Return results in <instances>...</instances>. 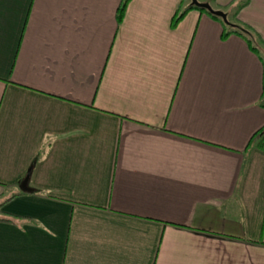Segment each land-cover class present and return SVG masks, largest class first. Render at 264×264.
<instances>
[{
  "label": "crops",
  "instance_id": "0c3cea01",
  "mask_svg": "<svg viewBox=\"0 0 264 264\" xmlns=\"http://www.w3.org/2000/svg\"><path fill=\"white\" fill-rule=\"evenodd\" d=\"M121 1L0 0V264H264V0Z\"/></svg>",
  "mask_w": 264,
  "mask_h": 264
},
{
  "label": "trees",
  "instance_id": "16d2710c",
  "mask_svg": "<svg viewBox=\"0 0 264 264\" xmlns=\"http://www.w3.org/2000/svg\"><path fill=\"white\" fill-rule=\"evenodd\" d=\"M129 1L130 0L121 1V4L119 5L118 10H117V22H120L122 20ZM247 2L248 0L242 2L237 7V9H239L240 7H243ZM191 9H197V10L206 12L209 16L219 20L223 27L222 33H221V37L223 39L227 38L231 34H237L241 36L242 38H244L246 42L248 43L249 47L252 50H254L257 54H259V47L257 46V42H260V43H263V42L261 41L258 34H256V32H254V30L249 25L239 21L236 18L237 11H235L232 15L234 19L233 21L231 20L224 21L220 16L209 12L205 8H200L198 6L190 4V0L187 3H185V0H181L179 8L176 10V12L174 13L172 17L171 26H175L181 20V18ZM260 58L263 60V65H264V59L262 58V56ZM250 146H254L264 151V126L260 128L259 130H257L253 134V136L250 138L247 144V147L249 148Z\"/></svg>",
  "mask_w": 264,
  "mask_h": 264
},
{
  "label": "water",
  "instance_id": "95a60500",
  "mask_svg": "<svg viewBox=\"0 0 264 264\" xmlns=\"http://www.w3.org/2000/svg\"><path fill=\"white\" fill-rule=\"evenodd\" d=\"M190 4L198 6L200 8H205L206 10H208L209 12L220 16L224 21H228L227 19V14L221 10V9H214L209 2L206 1H199V0H190ZM29 174H30V170L27 171V174L25 175V177L23 178V180L21 181L19 188L21 190H30V188L27 185L28 182V178H29Z\"/></svg>",
  "mask_w": 264,
  "mask_h": 264
},
{
  "label": "rangeland",
  "instance_id": "374dc122",
  "mask_svg": "<svg viewBox=\"0 0 264 264\" xmlns=\"http://www.w3.org/2000/svg\"><path fill=\"white\" fill-rule=\"evenodd\" d=\"M199 1H202V0H199ZM261 49H262V51L264 52V47H263V46L261 47Z\"/></svg>",
  "mask_w": 264,
  "mask_h": 264
}]
</instances>
